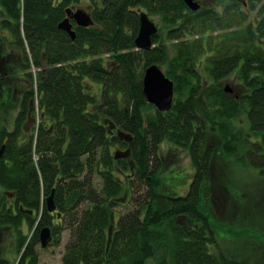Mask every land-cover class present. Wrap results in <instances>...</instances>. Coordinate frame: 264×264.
Here are the masks:
<instances>
[{"label":"trees","instance_id":"trees-1","mask_svg":"<svg viewBox=\"0 0 264 264\" xmlns=\"http://www.w3.org/2000/svg\"><path fill=\"white\" fill-rule=\"evenodd\" d=\"M204 2L193 11L183 0L88 1L95 28H76L72 42L61 36L62 7L51 0H0L16 19L3 26L17 36L24 68L39 69L41 122L33 135L24 133L27 99L18 103L12 88L0 85L9 127L0 134L7 156L0 186L18 206L15 214L4 203L0 224L15 227L23 258L35 256L40 228L55 216L50 244L64 230L71 234L62 264H264V231L230 238V230L214 228L208 148L218 136L223 153L264 182V0H219L217 9ZM247 6L257 9L251 19ZM135 8L162 21L164 38L154 35L147 51L135 49ZM105 54L120 74L104 63ZM152 65L175 85L167 112L146 105L143 78ZM22 75L14 80L24 87L31 78ZM91 83L100 84V95ZM3 106L13 108L5 114ZM164 143L190 155L186 192L185 176L178 193L158 188ZM49 199L56 208L50 214ZM23 222L33 226L32 236L22 232Z\"/></svg>","mask_w":264,"mask_h":264},{"label":"rangeland","instance_id":"rangeland-1","mask_svg":"<svg viewBox=\"0 0 264 264\" xmlns=\"http://www.w3.org/2000/svg\"><path fill=\"white\" fill-rule=\"evenodd\" d=\"M88 1L96 3L97 0H79L78 2H73V5L64 4V0L62 2L60 0H51L54 7L59 8L62 7L63 14L56 22L58 25L67 19L68 11L76 12L78 10H83L88 15H90L93 24L88 27H80L78 26L76 20L73 16H70V23L72 25V30L75 32V39H72L70 34L67 31H62L59 29L61 36L64 37L65 34L68 38L75 42L77 39V30L78 28H88L94 27V12L90 11L88 7ZM198 1V0H197ZM217 1L219 0H199L201 4L206 3V7L210 6L215 9L220 7V3ZM97 4V3H96ZM103 6V2L101 1ZM219 5V6H218ZM187 6V5H186ZM204 6V5H203ZM188 7V6H187ZM189 8V7H188ZM190 9V8H189ZM140 11H144L143 8L136 9L135 12L139 13ZM246 12H249L250 19L255 16L257 13V9H254L252 6H247L244 8ZM65 12V14H64ZM150 17L148 12H146ZM17 15V14H16ZM248 17V18H249ZM13 18V20H12ZM157 25L158 32L156 35H159L162 31V21L160 18L156 16L150 17ZM8 21L12 23H16V19L13 15L8 14L7 9L4 6L0 7V85H7L8 88L11 87L13 90V100H16L18 103L22 99H27V113H30L29 120L24 121V129L25 134H35L36 130L39 128V124L41 122V115H40V98L39 93L37 91V84L35 83L36 77L38 76L39 69L36 68L33 63H31L30 68L26 67L23 62V52L21 48L15 47V41L17 36L12 33V31L7 26H3L4 22ZM51 24L52 22H48ZM22 24V23H21ZM165 27V26H164ZM77 28V30H76ZM95 28V27H94ZM92 28V29H94ZM162 38H164V33L162 32ZM66 41V40H65ZM11 42L13 44H11ZM26 49L32 54L30 46L27 41H25ZM39 47V44L37 45ZM151 48H154L152 45ZM136 50H141L139 47H135ZM143 51V50H141ZM74 55H77L76 53ZM98 59L96 56L93 59ZM110 54H105L103 57L104 63L107 64L110 61L109 67L113 68L114 72H118L119 74L122 72L120 67L114 65L112 62V58ZM62 66L61 63H58L56 67ZM24 70V71H23ZM165 70V69H163ZM27 73L31 78V83H26L24 87L19 84L18 81L14 80V78L18 75L21 76L22 74ZM23 76V75H22ZM30 78H27L28 80ZM92 84V83H91ZM92 89L95 93H102V89L100 84L93 83ZM227 85H230L229 83ZM1 87V86H0ZM231 88L233 89L234 86L232 85ZM235 93V89H233ZM232 90V91H233ZM144 91V86H143ZM147 99V98H146ZM175 99V95H174ZM148 104L153 105L147 100ZM174 102V101H173ZM21 106V105H20ZM156 109L157 107L153 105ZM13 108V106L2 107L1 112L4 109V113H8V111ZM149 108V107H147ZM152 108V106L150 107ZM18 109H13V115H17L19 111ZM21 110V109H20ZM148 112V109H147ZM31 114L33 116H31ZM0 114V131L2 127L7 126V119L1 116ZM8 127V126H7ZM13 125L10 127L12 128ZM9 128V127H8ZM22 130V129H21ZM6 131V130H5ZM5 131H1L0 134L5 135ZM4 132V133H3ZM3 133V134H2ZM0 136V138H1ZM19 137H23L22 133ZM31 137V136H30ZM132 137V136H131ZM1 141V139H0ZM3 143H5L3 141ZM0 142V145L2 144ZM222 142L218 138V136L211 137L209 140L208 148L212 151L211 156V165H210V172H211V184H210V193L213 196L214 204L212 205V223L214 222L215 230L223 231L224 229L230 230L233 235H230V238H234L236 234H241L240 236L246 235L250 232L256 231H264V182H260L257 178L255 171L251 170L250 168L240 165V163L236 162L233 158L228 157L222 151ZM3 153L0 157V160H6V153H5V146H2ZM0 149V150H1ZM161 154L163 157V163L159 172L157 173V185L161 192H176V185L177 181L181 180L184 176V183L181 187L180 193L187 191L188 183L192 180V174L194 173V167L190 155L187 151L177 148L176 146H171V144L164 143L161 145ZM2 192V193H1ZM0 210L4 207V203L9 205L10 199L6 200L3 195L6 194V198L11 196L9 191H3V188L0 186ZM42 200V199H41ZM42 211L39 212V220L42 218ZM50 213H54L49 211ZM32 214V213H30ZM25 219V218H24ZM49 224L45 225L42 229L40 228L39 236L37 238L36 244L31 249L34 253V257H27L23 264H62L63 258L66 251V246L70 241V231L64 230L61 234V238L56 237L54 242L50 244L51 239H47V244H43L41 232L44 229L50 230V236L52 234V226L58 225L59 221H56L55 216L50 217ZM62 221V219H61ZM217 221V222H215ZM7 227L11 224H6ZM64 227V226H63ZM21 230L24 234L31 235L33 234V226H30L28 223L23 222L21 225ZM15 229L6 228L5 225L0 224V262L5 263L6 259H8L11 255L13 260L11 263L15 264L18 260V255L20 254L15 236H16ZM30 239V238H29ZM60 239V240H59ZM46 240V239H45ZM46 240V241H47ZM46 246V247H44ZM25 250V249H24ZM23 250V251H24ZM22 251V252H23ZM21 252V253H22Z\"/></svg>","mask_w":264,"mask_h":264},{"label":"water","instance_id":"water-1","mask_svg":"<svg viewBox=\"0 0 264 264\" xmlns=\"http://www.w3.org/2000/svg\"><path fill=\"white\" fill-rule=\"evenodd\" d=\"M186 5L193 11H197L200 9V4L196 0H183ZM68 16L66 20L61 22L58 25V28L62 31H67L72 39H75V32L72 30V25L70 23V16L76 20L78 26L80 27H88L93 24V21L86 12L83 10H78L76 12H67ZM140 16V27L135 39V44L143 51L150 50L153 45V37L157 34L158 28L155 22H153L148 14L144 11L139 10ZM144 94L147 100L155 105L157 109L161 112H167L172 108L174 95H175V85L174 82L171 81L164 71L158 67L157 65H152L145 70L144 78ZM2 148L0 150V157L3 153ZM49 211L53 212L56 208L53 205V200L49 199L48 201ZM31 213V212H30ZM50 230L44 229L41 232L43 244H47L48 240L52 238V234L50 236ZM47 241H46V240ZM46 247V246H44Z\"/></svg>","mask_w":264,"mask_h":264},{"label":"flooded vegetation","instance_id":"flooded-vegetation-1","mask_svg":"<svg viewBox=\"0 0 264 264\" xmlns=\"http://www.w3.org/2000/svg\"><path fill=\"white\" fill-rule=\"evenodd\" d=\"M199 2V1H198ZM11 197V201H9V205L7 206V207H9L12 211H14L15 212V214H17V204L13 201L14 200V198H13V195L12 196H10ZM5 227L6 228H12V229H15V227L13 226V225H9L8 227H7V225H5ZM40 237V236H39ZM53 240H54V238H53ZM25 250H27V249H25ZM25 252V251H24ZM24 252H22V253H20L19 255H18V260H17V263L15 262V264H23V262H22V260H26V258H23V254H24ZM13 255H11L8 259H6L5 261V263H2V264H13V263H11V261L13 260V258H11Z\"/></svg>","mask_w":264,"mask_h":264},{"label":"bare ground","instance_id":"bare-ground-1","mask_svg":"<svg viewBox=\"0 0 264 264\" xmlns=\"http://www.w3.org/2000/svg\"><path fill=\"white\" fill-rule=\"evenodd\" d=\"M246 5V4H245ZM138 16H139V14H138ZM139 19H140V16H139ZM154 22V21H153ZM92 25V24H91Z\"/></svg>","mask_w":264,"mask_h":264}]
</instances>
